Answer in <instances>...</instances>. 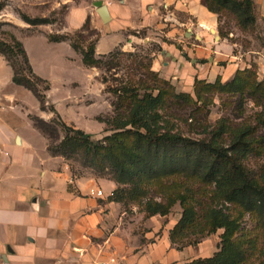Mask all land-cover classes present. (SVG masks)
<instances>
[{
    "label": "rangeland",
    "instance_id": "374dc122",
    "mask_svg": "<svg viewBox=\"0 0 264 264\" xmlns=\"http://www.w3.org/2000/svg\"><path fill=\"white\" fill-rule=\"evenodd\" d=\"M98 1L108 6L118 5L122 9L119 18L103 21L97 11ZM166 1L0 0V4H3L0 10V38L10 41L15 36L23 42L35 72L49 80L47 102L55 105L66 123L90 133L95 141L101 140L113 133V117L119 110H125L119 95H125L123 90L126 86L139 78H145L150 71L157 72L161 79L169 81L176 93H188L197 101L194 84L189 86L185 82L173 81L153 69L157 55L162 60L167 59L162 52L168 47L178 49L181 46L184 49L185 45L192 47L198 43L193 34L197 31L196 24L194 28L191 26L188 29L187 25L174 20L175 16L186 20L183 14L187 13H179ZM202 1L206 5V0ZM252 1L256 21L246 27L239 22L238 13L233 7L215 3L217 11L211 12L217 22L213 31L208 30V34L217 36L214 45L219 44L222 52L228 50L230 55L243 62L238 70L245 68L252 71L259 83L264 82V0ZM24 16L43 17L49 22L31 25L24 20ZM175 28L178 30L173 32ZM96 32L101 36L99 44L96 43ZM186 32L194 36L187 37ZM53 36L72 38L79 46L98 44V52L107 53L97 55L103 60L100 65L86 66L81 62L80 52L71 46L69 39L54 42L50 39ZM0 57L6 60L4 56ZM204 59L208 61V58ZM235 74L229 80H224L222 76L213 81L206 79L210 83H221L214 91L205 94L211 100L207 104L198 101L197 105L187 109L172 106L167 109V118L172 121L169 126L175 123V131L208 139L212 134L206 133L204 129L211 131L221 120L231 124H251L255 128V136L262 141L259 143L261 152L250 155L244 164L253 175L261 178L264 177V103L258 102L251 90L247 89L243 93L232 91L228 83ZM7 84L6 91L12 92L19 102L11 108L13 115L10 121L26 128L30 125L27 113L40 115L39 101L28 89L13 83ZM135 89L139 94L151 92L141 86ZM22 105L26 108L23 109ZM201 106V111H195ZM43 115L46 120L54 117L50 111ZM63 137L64 133L60 132V140ZM36 140L40 141L38 137ZM224 143H229L227 136ZM84 160L79 154L68 160L76 176H92L97 181L101 178L113 180L108 169L93 168L84 164ZM198 186L193 179L184 175L145 179L136 184L116 182L109 200L120 204V221L123 220L124 233L135 252L142 249L147 252L146 247L155 251L166 244L165 254L171 255L164 264H189L212 257L221 250L224 228L204 237L189 230L173 234L184 211L178 197L183 194L193 196L195 200L192 204L196 206L197 199H207L204 190L194 191ZM203 188L210 190L208 186ZM150 202L171 204L166 214L152 215L147 208ZM231 208H234V215L240 219V229L235 237H240L245 246H248L249 240H254L256 244L255 255L245 264H261L264 262V219L243 211L240 206L231 205Z\"/></svg>",
    "mask_w": 264,
    "mask_h": 264
},
{
    "label": "trees",
    "instance_id": "16d2710c",
    "mask_svg": "<svg viewBox=\"0 0 264 264\" xmlns=\"http://www.w3.org/2000/svg\"><path fill=\"white\" fill-rule=\"evenodd\" d=\"M215 3L233 7L239 22L245 27L256 21L252 0H206L212 12L217 11ZM2 7L1 3L0 10ZM24 20L31 25L49 22L43 17L24 16ZM96 34L97 43L101 36ZM50 39L54 42L69 39L86 66H98L103 61L97 56L96 44L79 46L68 37L53 36ZM0 55L12 67L13 82L31 91L38 99L41 110L54 113L50 120L29 114L36 128L47 137L48 150L52 155L72 160L75 154H79L85 159L84 164L108 169L117 183L136 184L145 179L184 175L199 185L194 191L206 192V200H196L198 207L192 204L195 200L193 196L183 194L178 197L184 211L173 234L189 230L204 237L224 228L222 248L212 257L189 264H245L255 255L254 240H249L248 246H245L240 237H235L240 229V219L231 208V205L240 206L243 211L264 219V177L253 175L244 164L250 155L261 152L259 143L262 141L255 136V128L247 123L231 124L221 120L211 131L204 129L212 134L211 138H195L184 135L180 130L175 131V123L169 126L172 121L167 118V109L172 106L187 109L197 105L198 101L207 104L211 97L205 94L214 91L220 82L210 83L196 77V101L188 93H176L169 81L150 71L145 78L132 81L124 88L125 95L119 96L125 110H119L113 117V133L95 141L90 133L66 123L55 105L47 102L49 80L35 72L22 41L15 36L10 41L0 38ZM139 86L151 92L136 93L135 88ZM228 86L234 92L251 90L256 94L257 101L264 103V82L258 83L252 71L245 68L238 70ZM201 108L195 111H201ZM60 132L64 133L61 140ZM225 136L229 140L228 145L224 143ZM72 174L76 176L74 172ZM207 186L210 190L203 188ZM170 204L150 202L148 212L152 215L166 214Z\"/></svg>",
    "mask_w": 264,
    "mask_h": 264
},
{
    "label": "crops",
    "instance_id": "0c3cea01",
    "mask_svg": "<svg viewBox=\"0 0 264 264\" xmlns=\"http://www.w3.org/2000/svg\"><path fill=\"white\" fill-rule=\"evenodd\" d=\"M185 1L166 2L179 13L188 14H183L186 20L176 16L174 20L188 29L196 24L197 31L192 33L198 43L184 49L168 47L162 52L167 59L157 55L153 69L187 85L194 84L196 77L231 79L243 62L214 45L217 36H209L208 30L213 31L217 19L204 2ZM108 7L110 20L118 19L122 9L116 4ZM193 34L186 32L187 37ZM98 44L97 55L106 54L98 52ZM0 58V264H104L112 257L125 264L169 261L166 244L138 253L130 246L120 221L121 206L109 200L115 181L73 177L68 160L49 152L47 137L29 116L33 113H27L30 125L26 128L11 123V108L19 102L5 87L17 84L12 80L11 65ZM39 110L38 116L45 118L40 104ZM95 183L103 188V198L89 194Z\"/></svg>",
    "mask_w": 264,
    "mask_h": 264
},
{
    "label": "built area",
    "instance_id": "2783aa9c",
    "mask_svg": "<svg viewBox=\"0 0 264 264\" xmlns=\"http://www.w3.org/2000/svg\"><path fill=\"white\" fill-rule=\"evenodd\" d=\"M89 194L93 197H99V198H103L105 196L103 188L97 183L93 184L90 187ZM104 264H125V263L121 262L117 257H112L108 263H104Z\"/></svg>",
    "mask_w": 264,
    "mask_h": 264
},
{
    "label": "water",
    "instance_id": "95a60500",
    "mask_svg": "<svg viewBox=\"0 0 264 264\" xmlns=\"http://www.w3.org/2000/svg\"><path fill=\"white\" fill-rule=\"evenodd\" d=\"M97 11L101 17V19L105 22L110 20V13L108 5L104 4L102 1L97 2Z\"/></svg>",
    "mask_w": 264,
    "mask_h": 264
}]
</instances>
